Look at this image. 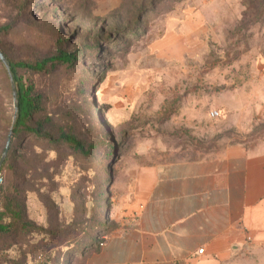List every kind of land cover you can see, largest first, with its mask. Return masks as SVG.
<instances>
[{
    "label": "rangeland",
    "instance_id": "374dc122",
    "mask_svg": "<svg viewBox=\"0 0 264 264\" xmlns=\"http://www.w3.org/2000/svg\"><path fill=\"white\" fill-rule=\"evenodd\" d=\"M0 50L29 62L80 50L74 65L19 73L41 96L36 120L49 118L45 131L71 124L94 139L85 123L94 118L104 141L88 164L83 237L68 244L66 230L46 238L3 233L0 264H85V246L94 250L108 236L137 165L264 142V0H0ZM15 114L0 60V158ZM28 151L25 142L18 154ZM22 178L2 164L0 210ZM20 193L26 217L48 227L44 189L22 183Z\"/></svg>",
    "mask_w": 264,
    "mask_h": 264
},
{
    "label": "crops",
    "instance_id": "0c3cea01",
    "mask_svg": "<svg viewBox=\"0 0 264 264\" xmlns=\"http://www.w3.org/2000/svg\"><path fill=\"white\" fill-rule=\"evenodd\" d=\"M130 173L85 264H264V142Z\"/></svg>",
    "mask_w": 264,
    "mask_h": 264
},
{
    "label": "trees",
    "instance_id": "16d2710c",
    "mask_svg": "<svg viewBox=\"0 0 264 264\" xmlns=\"http://www.w3.org/2000/svg\"><path fill=\"white\" fill-rule=\"evenodd\" d=\"M81 58L80 50H59L54 55L33 62L13 61L7 57L17 89V110L11 128L9 151L3 163L8 162L14 173H20L23 177L22 183L28 184L29 188L38 191L44 189L43 203L48 211V227L37 225L26 217L19 198L22 183L16 181L11 184L6 194L5 209L0 210V234L16 232L46 238V235L53 237L59 230H66V240L68 244H72L85 233L83 225L89 218L84 213L87 202L85 189L91 181V166L88 164L96 160L104 145L101 140L103 128L94 118H88L85 123L95 134L94 139L79 135L71 124L59 127L54 133L45 131L49 118L36 120V114L41 110V96L34 94V86L26 83L19 73L42 72L57 66H70ZM25 142L28 143L29 151L21 156L18 153ZM40 142L45 145L43 150L34 151V144ZM62 210L69 213H61ZM103 241H97L95 249ZM91 246H85V253L91 250ZM80 247L81 245L76 246L74 251ZM83 253L81 250L80 255Z\"/></svg>",
    "mask_w": 264,
    "mask_h": 264
},
{
    "label": "water",
    "instance_id": "95a60500",
    "mask_svg": "<svg viewBox=\"0 0 264 264\" xmlns=\"http://www.w3.org/2000/svg\"><path fill=\"white\" fill-rule=\"evenodd\" d=\"M0 60L6 66L8 74L10 76L11 85H12V91H13V97H14V100H15V108L17 110V89H16V86H15V83H14L12 72H11L10 63H9L7 57L5 56V54L1 50H0ZM15 116H16V114H15ZM11 134H12V130H10V132L8 134V137H7V140H6V144H5V148H4L3 154H2V156L0 158V167L2 166L6 156L8 154L9 147H10Z\"/></svg>",
    "mask_w": 264,
    "mask_h": 264
},
{
    "label": "built area",
    "instance_id": "2783aa9c",
    "mask_svg": "<svg viewBox=\"0 0 264 264\" xmlns=\"http://www.w3.org/2000/svg\"><path fill=\"white\" fill-rule=\"evenodd\" d=\"M217 115H218V112L217 111H213L211 113V116L212 117H216ZM0 181H1V179H0ZM100 245H103V243H100ZM202 252H203V249L198 250V253H202Z\"/></svg>",
    "mask_w": 264,
    "mask_h": 264
}]
</instances>
